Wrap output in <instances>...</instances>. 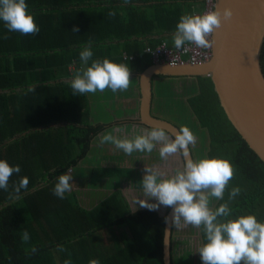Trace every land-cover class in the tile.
Wrapping results in <instances>:
<instances>
[{"label": "trees", "instance_id": "16d2710c", "mask_svg": "<svg viewBox=\"0 0 264 264\" xmlns=\"http://www.w3.org/2000/svg\"><path fill=\"white\" fill-rule=\"evenodd\" d=\"M204 1L26 0L39 28L29 35L8 31L0 20V159L21 168L10 177L8 191L0 189V264H162L164 215L144 208L131 211L117 189L97 203L89 199L90 204H84L73 179L63 199L53 188L59 175L85 159L92 141L103 132L90 122L87 93H74L70 84L85 67L80 59L83 48L91 41L88 66L108 58L136 76L151 65L142 50L161 42L172 45L180 17L196 7L203 9ZM76 27L79 31L73 32ZM260 65L264 75V42ZM157 77L169 83L186 78ZM163 97L160 104L172 112L179 106L188 110L184 126L205 143L200 159H226L233 166L223 199L211 197L212 210L221 204L230 209V215L218 221L251 214L264 222V162L228 121L210 78H192L186 101ZM111 167L92 168L90 178L96 184L102 179L104 186L125 180L142 184V179L128 177V169ZM22 177L28 178V187L14 198V185ZM237 187L240 192L230 200ZM25 231L27 241L22 239ZM197 231L203 246V226ZM174 252L171 235V264L185 261L187 252Z\"/></svg>", "mask_w": 264, "mask_h": 264}, {"label": "clouds", "instance_id": "9594fccd", "mask_svg": "<svg viewBox=\"0 0 264 264\" xmlns=\"http://www.w3.org/2000/svg\"><path fill=\"white\" fill-rule=\"evenodd\" d=\"M27 9L26 0H0V20L10 32H20L24 35L37 34L39 28ZM232 16L231 8H225L223 13L216 8L202 14L182 15L173 34L174 47L181 49L188 43L194 44L197 48H213L215 39L209 37H213L216 29ZM72 31L78 32L79 28H73ZM92 56L91 41H89L80 52V59L85 67L76 72L70 82L74 93L103 92L106 88L117 92L129 88L130 70L126 65L104 58L102 61L94 60L88 66ZM255 67L259 72L258 62ZM107 141H111L129 155L135 151L151 153L157 144L161 145L159 149L161 159L166 160L177 152L183 155L185 160L183 169H177L171 177L163 178L157 170L145 168L142 188L144 196L148 199H140L137 203L140 207L152 211L157 210L160 205L171 207L173 209L171 223L176 228L181 227L182 222L184 225L190 224L197 228L203 226L206 243L197 251L202 264H264V222H259L256 216L251 214L220 222L219 217L230 215L228 204H221L215 210L209 207L210 196L216 200L223 199L225 188L234 175L232 164L221 158L193 160L189 145H195L196 137L188 127H181L179 132L175 133L174 139H170L163 127H154L130 139L103 136L102 142ZM20 172L19 165L13 167L7 160L0 159V189L8 191L10 177ZM72 179L69 168L57 177L53 194L63 199L65 193L71 191ZM28 184L27 177L20 178L18 184L14 185V198H19L21 190H26ZM239 192L238 187L233 188L229 199L235 198ZM150 199H155L157 203H149ZM168 219L165 217L166 223ZM167 235L166 231L165 243H167ZM22 239L25 241L29 239L27 231L23 233ZM35 251L36 249L33 248V252ZM91 264L98 262L93 260Z\"/></svg>", "mask_w": 264, "mask_h": 264}, {"label": "water", "instance_id": "95a60500", "mask_svg": "<svg viewBox=\"0 0 264 264\" xmlns=\"http://www.w3.org/2000/svg\"><path fill=\"white\" fill-rule=\"evenodd\" d=\"M216 8L221 13L225 8H231L233 16L230 20L224 21L211 37L215 39V44L211 48V57L208 61L178 66L151 64L136 74L139 95L136 123L149 129L163 127L168 136L174 139L179 128L150 113L153 78L208 77L228 121L249 148L264 162V75L260 65L264 42V0H214V9ZM256 62L259 63V72L255 67ZM179 154L183 169L185 160L180 152ZM190 155L193 159L191 151ZM172 212L173 209L168 207L163 214L162 264H171ZM165 217L169 218L167 223Z\"/></svg>", "mask_w": 264, "mask_h": 264}, {"label": "rangeland", "instance_id": "374dc122", "mask_svg": "<svg viewBox=\"0 0 264 264\" xmlns=\"http://www.w3.org/2000/svg\"><path fill=\"white\" fill-rule=\"evenodd\" d=\"M130 86L127 90L124 91H117L113 92L110 88H106L103 92L96 91L91 96V93L89 94L91 97V100L94 99H103V103H99L101 110H95V105H92L93 109V115L92 117H99V121L102 122H111L112 118H117L124 116L127 112L130 116L129 118H124L126 121H129L130 119H137V99L136 94L133 93V89H135L136 80L135 78H131ZM156 80L155 84L153 85L154 89V95L155 93H162V95L154 96L152 95V100L150 104V113L159 118H164L165 120L169 122L176 123L180 128L184 127L187 121L183 120L184 118L187 119L188 116V110L185 108V106H179L177 107L178 110L172 112V110H169L164 105H161L160 102L163 100V96L169 95L171 97L176 98L178 102L186 101L187 98V87L190 86V82H192V79L185 78V79H175L172 83H169V80H163L162 77H155L153 78ZM172 89H170V86ZM134 95V97H133ZM110 99V100H109ZM109 100L110 102H105ZM130 112V114H129ZM183 113V114H182ZM183 115V116H182ZM192 117V116H191ZM193 118V117H192ZM174 120V121H173ZM94 124L93 122H91ZM110 126H107V129ZM134 130V131H133ZM135 130H139L140 134L144 131H150L151 129H147L142 125H128V123L120 122L115 125V127H111L107 130L106 133H103L100 136V139H95L93 146H91V150L87 154L85 158L88 156V161L91 167L99 166H106L107 168L112 169L111 166H121L129 170L128 177L132 178H138L143 179V176L145 173V168H153L154 170H157L160 172L163 176V178L171 177L175 174L177 169L182 170V160L180 158L179 152L176 154L169 156L166 160L161 159L159 155V149L161 147L160 144H157L154 150L151 153L148 152H139L135 151L132 154H126L123 152V150L117 148L111 141L102 142L103 136L105 135H111L114 138L117 139H124V138H133L132 133H136ZM192 131V130H191ZM193 132V131H192ZM194 136L196 137V143L194 146L190 145L192 150V157L193 160H198L201 158V155L204 154V147L205 143L203 142L202 137L199 136V134L194 133ZM99 135V134H98ZM97 135V136H98ZM97 138V137H96ZM171 139V138H170ZM87 160H82L77 167L75 168L76 173H81L83 171L84 173L88 171L86 168V162ZM118 162V163H116ZM128 168H127V167ZM95 168V167H94ZM73 174L71 173V176ZM86 181V180H84ZM79 182L77 180L74 183V189L77 190ZM117 186H104L103 182H99L97 185L92 180V183H88V188L90 189H98L100 193H91L92 196H100L108 194L109 192L117 189V192L121 195V197L125 200L128 208L133 211L136 209H141L144 207H140L137 203L140 199H148L146 196H144L142 184L137 185L134 183V181L125 180L124 182L118 181ZM89 191V189H88ZM82 194L85 193V191H81ZM93 192V190H92ZM90 196V195H89ZM89 198V197H88ZM88 198L82 196L80 199L84 202H88ZM211 202V203H210ZM215 202L211 201V196L209 197V207L212 209V205ZM149 203H157L155 199H150ZM168 207H165L163 205H160L157 210H155L159 215H163L164 212L167 210ZM147 209V208H144ZM172 246L175 248L174 255L179 256L182 252L186 253V258L196 259L200 258V254L197 252L200 246L199 236L197 232V228L193 225H184L182 222V226L179 228H176L173 225L172 228ZM175 264H178V262H175Z\"/></svg>", "mask_w": 264, "mask_h": 264}, {"label": "built area", "instance_id": "2783aa9c", "mask_svg": "<svg viewBox=\"0 0 264 264\" xmlns=\"http://www.w3.org/2000/svg\"><path fill=\"white\" fill-rule=\"evenodd\" d=\"M214 9V0H205L204 7L195 8V14H202L203 12ZM211 39V37H209ZM186 49V50H185ZM143 54L149 56L151 64H167L170 66H178L182 64H200L206 62L211 57V49L197 48L194 44L186 43L183 48L176 49L174 43L168 45L165 42H161L154 48H148L142 50Z\"/></svg>", "mask_w": 264, "mask_h": 264}, {"label": "crops", "instance_id": "0c3cea01", "mask_svg": "<svg viewBox=\"0 0 264 264\" xmlns=\"http://www.w3.org/2000/svg\"><path fill=\"white\" fill-rule=\"evenodd\" d=\"M69 69H71V68L69 67ZM133 76L134 75H132L131 78H135V80H136V77L135 76L133 77ZM133 93L136 94L135 96H136V99H137V102L136 103H137V109H138V99H139V95H138V88H137V80H136L135 89H133ZM6 94L11 95L13 93H6ZM89 94L90 93H87V98H88L89 108H90V122H93L94 123L93 125H99V126L103 127V132L100 133L98 136H96L97 138H95V139H98L99 140L100 139V136L103 133H106L109 128L115 127V125L118 124V123H120V122L128 123V125H138L136 123V121L138 119V115H137V119L136 120L130 119L129 121H126L124 119V118H129L130 117L128 115V112L124 116H122V118L121 117L112 118V121L111 122H102V121H99V117L98 118L97 117H92V115H93V113H92L93 112L92 105H95V110H97V111L98 110H101L102 108L100 107V104L99 103H103L104 100L103 99H94V100H91V97H90ZM92 95H93V93H91V96ZM133 97H134V95H133ZM109 100H107L105 102H108L109 103L110 102ZM129 114H130V112H129ZM107 126H110V127L107 129ZM147 129H149V128H147ZM135 131H136V133L134 134V132H133L132 133V136H134V135L136 136V135H139L140 134L139 130H135ZM94 140L92 141V145L91 146H93ZM90 150H91V147H90ZM88 157L85 158V160L88 161ZM86 166H87L86 168L88 169V171L85 172V173L83 171H81V173H79V174L76 173L75 172V168L76 167L73 168V169H71V173L73 174L72 177H73L74 183H75L76 180H77V182H79L77 189H79L81 191H85V193L82 194V195L85 196V197H89V195H90V197L88 198V203L90 204L89 199H91V202H96L97 203L100 199H103L105 196H103V197H102V195H100V196H97V195L96 196H92L91 193H95V192L100 193V191H98V189H96V188H94V189L88 188V183H90V184L92 183V179L90 178L89 173H90V171H91L92 168L96 167V165H94V167H91L90 164H89V161H88V162H86ZM84 180H86V181H84ZM99 182H103V180L102 179H99L98 183ZM88 189H89V191H88ZM92 190H93V192H92ZM100 194H102V193H100ZM89 204H88V206H89ZM198 236H199V233H198ZM183 256L185 257V255H183ZM181 260L182 261L179 262L178 264H202L201 257L200 258H196L194 260L191 259V258H186L185 261L183 259H181Z\"/></svg>", "mask_w": 264, "mask_h": 264}, {"label": "flooded vegetation", "instance_id": "af4514ba", "mask_svg": "<svg viewBox=\"0 0 264 264\" xmlns=\"http://www.w3.org/2000/svg\"><path fill=\"white\" fill-rule=\"evenodd\" d=\"M155 78V77H154ZM155 82H156V80L155 79H153V85L155 84ZM164 119V118H163ZM174 121V120H173ZM174 123V122H173ZM173 123H171V124H173Z\"/></svg>", "mask_w": 264, "mask_h": 264}, {"label": "bare ground", "instance_id": "6f19581e", "mask_svg": "<svg viewBox=\"0 0 264 264\" xmlns=\"http://www.w3.org/2000/svg\"><path fill=\"white\" fill-rule=\"evenodd\" d=\"M190 146V145H189ZM190 149H191V147H190ZM191 151V150H190Z\"/></svg>", "mask_w": 264, "mask_h": 264}]
</instances>
